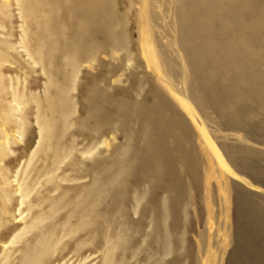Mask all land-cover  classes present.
I'll return each instance as SVG.
<instances>
[{"label": "rangeland", "instance_id": "374dc122", "mask_svg": "<svg viewBox=\"0 0 264 264\" xmlns=\"http://www.w3.org/2000/svg\"><path fill=\"white\" fill-rule=\"evenodd\" d=\"M44 1L55 0H0V264H264L255 91L227 112L192 92L177 0H110L112 33L72 49L71 15ZM229 82L213 83L215 103L238 98ZM152 106L194 154L189 176L178 153L166 160L183 182L176 207L146 169ZM162 204L175 217H161Z\"/></svg>", "mask_w": 264, "mask_h": 264}, {"label": "bare ground", "instance_id": "6f19581e", "mask_svg": "<svg viewBox=\"0 0 264 264\" xmlns=\"http://www.w3.org/2000/svg\"><path fill=\"white\" fill-rule=\"evenodd\" d=\"M37 6L41 8L49 6L54 13L65 11L71 15L70 25L73 29L66 42L68 49H72L76 41L85 42L86 45L92 44L99 34L112 33L110 23L113 22V14L110 0H55L53 3L46 1L37 3ZM57 21L56 17L55 20L46 22L48 29L45 32H49L52 24ZM176 24L180 33L177 42L180 41V49L189 58L188 69L192 80L188 86L192 92L197 84L204 98H207L208 105L213 109V105L219 108V112L236 108V105L241 104L240 100L248 97L247 94L253 95L254 91L257 97L253 102L264 107V0H177ZM58 49L60 47L54 44L53 56L57 54ZM229 81H239L236 85L238 98L223 103L222 98L217 97L215 103V100L210 98L211 92H215L213 83L218 84L219 90L223 91L228 84L230 85ZM178 94L182 92L179 91ZM194 95L196 100L197 92ZM160 109L158 106H152L146 113L144 133L146 161L148 160L146 169L152 177L158 178V185L168 188L169 202L176 207L180 199L179 187L183 182L175 181L173 176L169 175L171 169H174L170 162L172 160L174 162V159L170 158L173 153H178L182 157L181 160L187 162L183 169L189 176L195 167L190 163L194 159V154L179 147L181 138L172 132V121L161 116ZM225 119L226 117L220 116L221 121ZM179 125L183 127L182 121ZM47 128L51 129V126ZM203 132L200 134L204 139L207 136ZM171 142L174 147L164 146L165 143ZM162 144L164 147L161 151L155 152ZM242 153L252 156L250 150H244ZM242 153L234 149L231 155L234 154L237 158ZM168 159L169 162L166 161ZM176 213L171 204H162L160 207L161 217L173 218ZM252 216L247 214L245 218L250 219ZM244 222L242 219L241 223ZM251 251L253 252V248ZM112 261L111 258H107L104 264H114Z\"/></svg>", "mask_w": 264, "mask_h": 264}]
</instances>
